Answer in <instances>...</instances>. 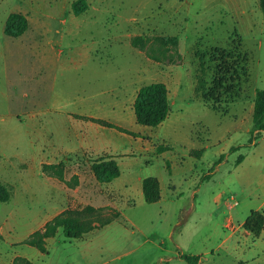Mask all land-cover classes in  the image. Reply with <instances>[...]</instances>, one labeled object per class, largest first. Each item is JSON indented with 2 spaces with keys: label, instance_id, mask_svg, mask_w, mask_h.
Returning <instances> with one entry per match:
<instances>
[{
  "label": "rangeland",
  "instance_id": "374dc122",
  "mask_svg": "<svg viewBox=\"0 0 264 264\" xmlns=\"http://www.w3.org/2000/svg\"><path fill=\"white\" fill-rule=\"evenodd\" d=\"M73 1L0 0V21L18 10L29 21V29L7 41L14 45V40L23 39L22 48L29 45L32 49L23 56L31 71L27 76L21 72L19 85L3 72L0 51V115L13 106L24 112L30 124L46 125L50 118L34 116L41 100L62 99L76 109L109 99L122 103L123 110L105 118L134 130L140 138L112 128L84 126L77 139L92 146L70 150L64 147L70 139L69 124L61 113L52 112L63 118L54 123L59 128L56 133L47 126L30 133L16 118L0 120V184L10 192L9 200L0 202V248L11 252L7 241L19 240L60 207L91 206L98 218L117 215L116 221L93 229L83 240L68 238L60 229L56 237L65 243L50 242L45 264H56L57 259L74 261L73 256L85 249H91V259L85 264H133L125 252L145 238H165L163 247L170 250H175V242L184 252L192 250L211 229L210 217L193 208L180 219L181 209L213 207L212 196L218 189L226 190L224 199L234 195L240 202L242 198L232 186L233 164L252 146L248 147L247 130L251 127L250 103L255 89L264 90V16L258 0H85L87 8L78 15L72 12ZM135 37L142 44H133ZM163 37H175L176 44L164 42ZM234 43H239L247 57L248 79L240 98L230 102L223 97L216 112L195 94L194 52ZM46 47L61 52L58 57L56 52L47 54L40 63ZM211 76L209 70L208 82ZM155 81L167 86L169 118L161 126L137 128L127 111L137 89ZM100 144L110 150L94 148ZM157 145L170 149L158 154ZM200 148V155L191 153ZM105 155L123 160V176L113 179L109 189L89 172L90 162ZM58 161L67 168V180L78 175V185H67L41 172L43 162ZM141 170L158 178L161 202L144 201L141 184L135 179ZM215 240L213 235L212 243ZM26 248L35 250L23 243L17 250L24 253ZM143 263L152 264L148 259Z\"/></svg>",
  "mask_w": 264,
  "mask_h": 264
},
{
  "label": "crops",
  "instance_id": "0c3cea01",
  "mask_svg": "<svg viewBox=\"0 0 264 264\" xmlns=\"http://www.w3.org/2000/svg\"><path fill=\"white\" fill-rule=\"evenodd\" d=\"M18 11L20 13H24L21 10ZM8 14H6L5 17L2 18L0 21V51H2L1 55L3 61L2 69L8 79H15L19 85L21 81L20 78L21 72L23 71L27 76L28 75L27 71H31V69H29V64L23 59V56L24 53H26L28 50L31 51L32 49L31 47H29V45H26L28 48L27 47L22 48V45H25L23 39H19L22 41L14 40L17 41V43L14 45L11 41H7L6 38H8L9 36L4 34V24ZM34 48L35 50L38 49L36 46ZM44 50L45 51H43L42 53L43 58L41 57L42 59L40 60V63L44 62L45 59L44 56H46L47 54L56 52L55 55L56 57H58V55L61 52L60 50L55 51V49L49 47H46ZM11 72H13V77L10 76ZM14 74L16 75V77ZM63 102H64V106H62ZM52 105L53 107H51ZM132 105L133 102H131V106L129 107L127 113L130 116L131 120L133 121L134 125L137 126V128H140L141 126L138 125L135 121ZM14 108L15 107L13 106L9 107L6 114L0 115L1 116L0 120H4L5 118H16L18 120V123L27 126L28 131L30 133L44 131L45 126L50 128L53 133L58 132L59 128L58 126H55L54 123L55 121L57 122L62 121L63 118L61 120L60 119L61 117L60 118L55 117L52 114V112L55 111L61 113V115L65 117V119L68 121L69 124L68 132L70 139L67 142H64V147L66 146L70 150H78L81 147H86L90 145L92 146L91 142H89L90 143L89 144L87 141L83 142L77 139V135H78L77 132H79L80 128H83L84 126L85 127L87 126L90 129L92 128L96 129L98 127H102V128H107V127L101 126L89 120L79 119L76 117V115L107 120L105 118L107 117V115L111 114L115 116L119 111L121 112L123 110V104L119 103L118 101L114 102V101H110L109 99H105L104 101L100 100L94 104L90 102L88 105H83L81 107L79 105V108L74 109V108H69L68 104L65 103V101H62V99H58V100L54 99L53 102H46V101L43 102L41 100L35 109L34 116H37L38 118H42V119L50 118L51 120H49L46 125L39 124V122H37L36 124L35 123L30 124L28 118L27 119L24 118L25 117L23 114L24 112L15 111ZM252 110H253V103L251 101L250 103L251 114H252ZM169 115H170V111L168 113L167 118L158 126L163 125L168 120ZM138 131L139 130H137V132ZM133 132L135 131L133 130ZM137 137L140 138L139 136ZM95 146L97 147L94 148H97L98 151L110 150L109 146H105L102 144ZM116 161L120 169V174L118 177L114 178V180H117L123 176V171L121 169V161L123 160H116ZM234 171H236V173L234 174L235 182L232 184V186L234 187V189L240 190V193L242 195L240 202L235 198L234 195H231L228 200L226 198L224 199L223 195H225L226 190L218 189L212 196V199L214 201L213 207L201 208L200 206V208H198L192 206L189 209L188 208L181 209L182 215L180 216V219H183L184 215L188 214L193 208H195L196 210H202L206 212L210 217V219L208 220V224H210L211 222V229L208 230V233L204 235V237L201 239L200 242H197L195 244L196 246L192 247V250H187V252H184V249L181 246V244L177 242H175L174 244L176 247L175 250H170L163 247V244L166 243L165 238H162L159 241L158 240L151 241L145 238L143 240H139L138 242L137 240H134V242L137 243L133 248L125 252V256H129V257L131 256V261L133 262V264H144L143 262H145L147 259L150 260L152 264H188L186 261H184V259L180 257L181 253L189 254V255H198L200 258L197 264H236L238 262H241L243 264H264V226L258 237L253 236V234L250 231L243 228V222L245 221V219L247 218V216L250 214L251 211H260L264 214V132L248 149V153H246L243 160L237 166L234 167L233 172ZM146 176H155V175L151 173H144L142 171V174L135 177V179H137L136 181H138V183L141 184V190H142V180ZM110 182H112V180ZM110 182L103 183L105 188L109 189L108 186ZM232 198L237 200V205L235 206L230 205ZM253 198H255L254 201ZM161 200L162 199L160 196V199L156 203L161 202ZM241 202L242 203L244 202L242 206H240ZM63 209L65 208L60 207L59 210H57L51 216L44 218L40 221H37L35 228L28 231L19 240L7 241L6 242L7 246L11 249V252L4 251L0 248V264H12V260L14 259L15 256H23L29 259L33 264H45L47 262L46 258H49V252L47 250L50 248L49 246L50 242H53V240H55L56 244L60 246H62L65 243V240L58 239L56 237L61 228L58 229L55 236L50 237L46 240V252H40L38 249L34 247L35 250L28 248L23 249L25 251L23 253L18 251L17 248L18 245L31 232L42 228V226L49 219H51L53 216L61 212ZM229 220L238 224V227L235 230H231L230 228L227 227V222ZM115 221L116 220L111 221L110 223L104 225L103 227L110 226ZM93 231H90L88 233H91ZM88 233H85L79 238H73V239L83 240L84 236ZM213 235L215 236L216 239L215 243H212ZM0 239H3V229L1 226H0ZM88 241L90 240L88 239ZM106 247L109 246L106 245ZM179 249L182 250L180 251ZM90 250L91 249L88 250L85 249L82 253H79L77 256H73V259L75 258L74 261H70V260L64 261L63 259H57L56 264H65V263L85 264L87 263V261L91 259Z\"/></svg>",
  "mask_w": 264,
  "mask_h": 264
},
{
  "label": "trees",
  "instance_id": "16d2710c",
  "mask_svg": "<svg viewBox=\"0 0 264 264\" xmlns=\"http://www.w3.org/2000/svg\"><path fill=\"white\" fill-rule=\"evenodd\" d=\"M260 10L264 16V0H258ZM72 12L78 15L87 8L85 0H75L71 3ZM28 28V19L20 12H10L5 20L4 34L9 37L21 36ZM165 42L176 44L175 37H163ZM133 44L141 43L140 37H135ZM197 67L195 72L196 84L195 94L212 110L218 112L222 98L230 102L237 101L241 96L242 84L248 79L247 57L241 51L239 43L232 44L228 48L215 47L203 52L195 51ZM211 70V79L207 80L208 71ZM133 111L137 124L146 127H155L161 124L168 116L170 104L168 99V89L165 83L155 81L141 85L133 101ZM77 118L89 120L101 126L115 129L119 132L131 136H140L122 126L105 119L76 115ZM264 132V90L255 89L253 98V110L251 114L250 141L251 146ZM240 147H232L235 151ZM170 149L168 145H157L156 152L159 154ZM202 148L191 150L194 155H200ZM244 158L243 154L237 156L233 167L237 166ZM167 166L169 165L166 162ZM66 166L63 161L55 163H42L41 172L52 176L67 185H78L79 177L72 174L70 180L66 179ZM89 172L97 183H107L118 177L120 169L113 156H99L92 160L89 165ZM72 182V183H71ZM143 199L147 203H154L160 199V182L155 176H146L142 180ZM10 198L7 187L0 184V202H6ZM85 213L89 217H85ZM117 215L100 219L95 214V209L91 206L83 209L65 208L51 219H49L40 229L31 232L21 243L35 247L40 252H46V240L56 235L59 228L68 238H79L96 228L114 221ZM264 226V214L260 211H251L243 222V228L250 231L253 236L258 237ZM180 257L188 264H197L198 255L181 253ZM12 264H33L23 256H15ZM236 264H243L238 262Z\"/></svg>",
  "mask_w": 264,
  "mask_h": 264
},
{
  "label": "built area",
  "instance_id": "2783aa9c",
  "mask_svg": "<svg viewBox=\"0 0 264 264\" xmlns=\"http://www.w3.org/2000/svg\"><path fill=\"white\" fill-rule=\"evenodd\" d=\"M231 206L237 205V200L232 198L230 202ZM227 227L230 228L231 230H235L238 227V224L234 223L233 221L229 220L227 222Z\"/></svg>",
  "mask_w": 264,
  "mask_h": 264
}]
</instances>
